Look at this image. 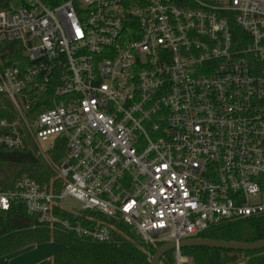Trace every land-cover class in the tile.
<instances>
[{
  "label": "built area",
  "instance_id": "built-area-1",
  "mask_svg": "<svg viewBox=\"0 0 264 264\" xmlns=\"http://www.w3.org/2000/svg\"><path fill=\"white\" fill-rule=\"evenodd\" d=\"M4 45L0 148L33 146L61 188L21 177L0 210L154 249L264 214V0H26L0 11Z\"/></svg>",
  "mask_w": 264,
  "mask_h": 264
},
{
  "label": "trees",
  "instance_id": "trees-1",
  "mask_svg": "<svg viewBox=\"0 0 264 264\" xmlns=\"http://www.w3.org/2000/svg\"><path fill=\"white\" fill-rule=\"evenodd\" d=\"M42 1L52 7L53 4L64 0ZM25 2L26 0H0V11L21 7ZM0 57L5 65V45L0 49ZM3 102L5 104V101ZM0 117L5 118V110L1 107ZM65 151V143L59 138L48 152L51 165H58ZM21 177L31 178L54 193L59 192L61 188L60 181L51 167L38 156L33 146L29 145L23 150L0 148V186L8 187ZM54 213L62 218H70L68 213L58 208ZM193 238L245 243L264 240V214L223 223ZM48 243L58 244L62 249L43 264H149L156 251L145 244L132 228L121 223L115 225L113 237L109 242L100 243L39 224L37 217L28 214L22 203L12 205L7 211L0 210V258L31 246ZM181 253L189 257L192 264H264V249L235 252L185 248ZM159 264H174L173 251L166 253Z\"/></svg>",
  "mask_w": 264,
  "mask_h": 264
},
{
  "label": "water",
  "instance_id": "water-1",
  "mask_svg": "<svg viewBox=\"0 0 264 264\" xmlns=\"http://www.w3.org/2000/svg\"><path fill=\"white\" fill-rule=\"evenodd\" d=\"M176 247H178L180 250H183L185 248H207L235 252H248L264 249V240H260L253 243H245L203 238H188L180 241L177 244L174 242H170L161 245L154 252L153 256L149 261V264H159L164 255L170 251H173Z\"/></svg>",
  "mask_w": 264,
  "mask_h": 264
},
{
  "label": "crops",
  "instance_id": "crops-1",
  "mask_svg": "<svg viewBox=\"0 0 264 264\" xmlns=\"http://www.w3.org/2000/svg\"><path fill=\"white\" fill-rule=\"evenodd\" d=\"M58 250L50 245V243L31 246L0 258V264H43L57 253Z\"/></svg>",
  "mask_w": 264,
  "mask_h": 264
},
{
  "label": "rangeland",
  "instance_id": "rangeland-1",
  "mask_svg": "<svg viewBox=\"0 0 264 264\" xmlns=\"http://www.w3.org/2000/svg\"><path fill=\"white\" fill-rule=\"evenodd\" d=\"M5 104H6V102H5ZM8 106H10V104H8ZM63 206H64L65 208H68V209H72V208H74V209H79V208H80V204H79L78 202H76L75 200L71 199V198H67V199L63 202ZM50 245L54 246V248H57V249H59V250L62 248L60 245L55 244V243H50ZM59 250H58V251H59ZM185 257L188 259V261L191 262V260H190L189 257H187L186 255H185ZM240 264H245V263H240Z\"/></svg>",
  "mask_w": 264,
  "mask_h": 264
}]
</instances>
